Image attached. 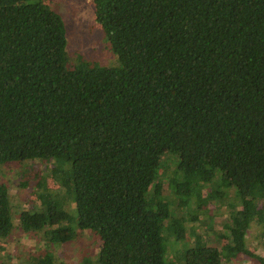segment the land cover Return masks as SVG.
<instances>
[{"label":"trees","instance_id":"obj_1","mask_svg":"<svg viewBox=\"0 0 264 264\" xmlns=\"http://www.w3.org/2000/svg\"><path fill=\"white\" fill-rule=\"evenodd\" d=\"M92 4L116 67L72 62L64 19L42 0H0V165L41 161L65 189L43 179L20 228L57 246L90 232L96 264H264L247 246L264 225V0ZM197 183L239 204L222 248L197 235L171 262L166 232L186 239ZM13 231L0 184V241Z\"/></svg>","mask_w":264,"mask_h":264},{"label":"rangeland","instance_id":"obj_2","mask_svg":"<svg viewBox=\"0 0 264 264\" xmlns=\"http://www.w3.org/2000/svg\"><path fill=\"white\" fill-rule=\"evenodd\" d=\"M51 9L59 13L66 24L69 55L72 62L81 60L102 67H116L119 60L101 27L96 23L92 0H42ZM52 160L50 163H55ZM165 167L175 162H165ZM46 163L27 161L0 165V184L10 191L13 207L14 231L10 238L0 241V264H36L39 256L46 251L55 257V264H96L100 240L90 232L81 233L79 238L64 245H50L45 237L36 233H25L19 225L20 214L32 209L37 201L38 192H42L39 183L44 180L48 190L64 194L60 181L52 177ZM173 167V166H172ZM168 171V169H165ZM169 172V171H168ZM202 191V207L196 211L195 203L190 213H196L199 219L192 221L190 213L183 211L186 221V239L177 237L167 230L169 259L175 262L185 246H191L200 235L207 244L222 248L228 235L224 226L230 223L232 213L236 211L239 200L233 190H226L227 197L219 198L208 186L196 184ZM167 193V191H166ZM74 207V206H73ZM247 246L255 254L264 256V225L257 219L251 224L247 235ZM224 264H259L257 260L240 255Z\"/></svg>","mask_w":264,"mask_h":264}]
</instances>
